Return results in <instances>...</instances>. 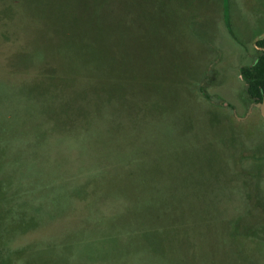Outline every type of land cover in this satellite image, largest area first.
<instances>
[{
	"label": "rangeland",
	"instance_id": "obj_1",
	"mask_svg": "<svg viewBox=\"0 0 264 264\" xmlns=\"http://www.w3.org/2000/svg\"><path fill=\"white\" fill-rule=\"evenodd\" d=\"M262 37L264 0H0V264H264Z\"/></svg>",
	"mask_w": 264,
	"mask_h": 264
},
{
	"label": "trees",
	"instance_id": "obj_2",
	"mask_svg": "<svg viewBox=\"0 0 264 264\" xmlns=\"http://www.w3.org/2000/svg\"><path fill=\"white\" fill-rule=\"evenodd\" d=\"M226 1V0H225ZM257 57L253 64L240 68V76L246 84V94L252 104L264 101V37L256 40Z\"/></svg>",
	"mask_w": 264,
	"mask_h": 264
},
{
	"label": "water",
	"instance_id": "obj_3",
	"mask_svg": "<svg viewBox=\"0 0 264 264\" xmlns=\"http://www.w3.org/2000/svg\"><path fill=\"white\" fill-rule=\"evenodd\" d=\"M261 104H262V103H261ZM261 114H262V116L264 117V104L261 105Z\"/></svg>",
	"mask_w": 264,
	"mask_h": 264
}]
</instances>
